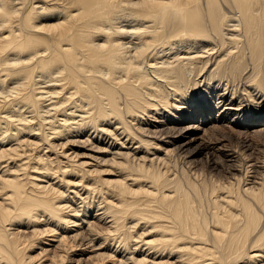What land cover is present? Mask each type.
Wrapping results in <instances>:
<instances>
[{
    "label": "bare ground",
    "instance_id": "6f19581e",
    "mask_svg": "<svg viewBox=\"0 0 264 264\" xmlns=\"http://www.w3.org/2000/svg\"><path fill=\"white\" fill-rule=\"evenodd\" d=\"M262 81L264 0H0V264H264Z\"/></svg>",
    "mask_w": 264,
    "mask_h": 264
},
{
    "label": "snow or ice",
    "instance_id": "6c2138e0",
    "mask_svg": "<svg viewBox=\"0 0 264 264\" xmlns=\"http://www.w3.org/2000/svg\"><path fill=\"white\" fill-rule=\"evenodd\" d=\"M262 86H264V81L261 82Z\"/></svg>",
    "mask_w": 264,
    "mask_h": 264
},
{
    "label": "rangeland",
    "instance_id": "374dc122",
    "mask_svg": "<svg viewBox=\"0 0 264 264\" xmlns=\"http://www.w3.org/2000/svg\"><path fill=\"white\" fill-rule=\"evenodd\" d=\"M259 143L261 142L260 140L258 141ZM259 145V144H258Z\"/></svg>",
    "mask_w": 264,
    "mask_h": 264
}]
</instances>
